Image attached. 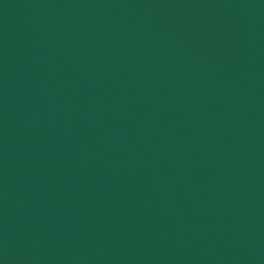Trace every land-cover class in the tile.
<instances>
[{
  "label": "water",
  "instance_id": "water-1",
  "mask_svg": "<svg viewBox=\"0 0 264 264\" xmlns=\"http://www.w3.org/2000/svg\"><path fill=\"white\" fill-rule=\"evenodd\" d=\"M0 264H264V0H0Z\"/></svg>",
  "mask_w": 264,
  "mask_h": 264
}]
</instances>
